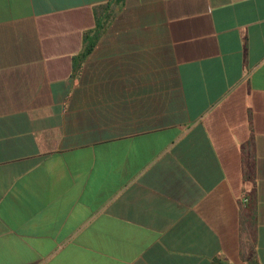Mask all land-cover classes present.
<instances>
[{
  "label": "crops",
  "instance_id": "crops-1",
  "mask_svg": "<svg viewBox=\"0 0 264 264\" xmlns=\"http://www.w3.org/2000/svg\"><path fill=\"white\" fill-rule=\"evenodd\" d=\"M109 2L0 0V264H264V0Z\"/></svg>",
  "mask_w": 264,
  "mask_h": 264
},
{
  "label": "trees",
  "instance_id": "trees-1",
  "mask_svg": "<svg viewBox=\"0 0 264 264\" xmlns=\"http://www.w3.org/2000/svg\"><path fill=\"white\" fill-rule=\"evenodd\" d=\"M124 0H110L109 3L103 5L104 9L106 10V13L104 15L103 20L100 18H97V24L95 28V34L92 36L89 40V48L92 47L96 39L99 37L101 32L104 30L108 22L115 16L117 9L122 5ZM98 17V16H97ZM247 219L250 221V223H254V216L252 214L247 217ZM246 264H257L256 258L252 256L250 260L247 261Z\"/></svg>",
  "mask_w": 264,
  "mask_h": 264
},
{
  "label": "built area",
  "instance_id": "built-area-1",
  "mask_svg": "<svg viewBox=\"0 0 264 264\" xmlns=\"http://www.w3.org/2000/svg\"><path fill=\"white\" fill-rule=\"evenodd\" d=\"M247 200V198L246 197H241L240 199H239V201L242 203V202H245Z\"/></svg>",
  "mask_w": 264,
  "mask_h": 264
}]
</instances>
